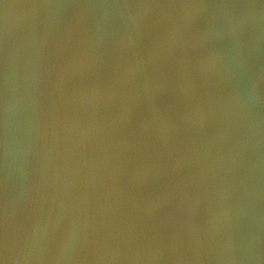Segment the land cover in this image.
Instances as JSON below:
<instances>
[{"label": "clouds", "instance_id": "1", "mask_svg": "<svg viewBox=\"0 0 264 264\" xmlns=\"http://www.w3.org/2000/svg\"><path fill=\"white\" fill-rule=\"evenodd\" d=\"M0 264H264V3L0 0Z\"/></svg>", "mask_w": 264, "mask_h": 264}, {"label": "water", "instance_id": "2", "mask_svg": "<svg viewBox=\"0 0 264 264\" xmlns=\"http://www.w3.org/2000/svg\"><path fill=\"white\" fill-rule=\"evenodd\" d=\"M210 2H221V0H210ZM222 2L227 3H251V4H261L264 3V0H222Z\"/></svg>", "mask_w": 264, "mask_h": 264}]
</instances>
